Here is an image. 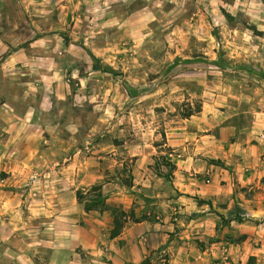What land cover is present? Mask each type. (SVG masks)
Returning a JSON list of instances; mask_svg holds the SVG:
<instances>
[{"label": "rangeland", "instance_id": "obj_1", "mask_svg": "<svg viewBox=\"0 0 264 264\" xmlns=\"http://www.w3.org/2000/svg\"><path fill=\"white\" fill-rule=\"evenodd\" d=\"M0 264H264V0H0Z\"/></svg>", "mask_w": 264, "mask_h": 264}, {"label": "trees", "instance_id": "obj_2", "mask_svg": "<svg viewBox=\"0 0 264 264\" xmlns=\"http://www.w3.org/2000/svg\"><path fill=\"white\" fill-rule=\"evenodd\" d=\"M200 110H201V106L198 103H196L194 105L188 104L187 107H185L184 111H182L181 116L183 118H188L191 115H193L194 113L200 112ZM163 162L167 166V173H165V176L170 177L172 170L174 169V165L169 160H164ZM124 184H126L127 186H131L132 183H131L130 179H128V180L124 179ZM235 218L238 221L241 220V218L239 216H236ZM120 228H121V224L119 223V220L116 218L115 223H114V227L112 230V235H116L118 233V231L120 230Z\"/></svg>", "mask_w": 264, "mask_h": 264}, {"label": "crops", "instance_id": "obj_3", "mask_svg": "<svg viewBox=\"0 0 264 264\" xmlns=\"http://www.w3.org/2000/svg\"><path fill=\"white\" fill-rule=\"evenodd\" d=\"M107 1V0H106ZM110 3H112L113 4V2H114V0H108ZM112 13V12H111ZM113 18H116V16L115 15H113L112 14V16H111V18H109V19H113Z\"/></svg>", "mask_w": 264, "mask_h": 264}]
</instances>
